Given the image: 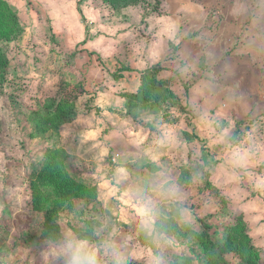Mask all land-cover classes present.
Returning <instances> with one entry per match:
<instances>
[{"label": "rangeland", "instance_id": "374dc122", "mask_svg": "<svg viewBox=\"0 0 264 264\" xmlns=\"http://www.w3.org/2000/svg\"><path fill=\"white\" fill-rule=\"evenodd\" d=\"M5 1L20 31L0 37V264H63L56 252L66 234L114 241L127 262L188 256L205 264L197 240L157 232L156 220L198 231L206 217L222 241L239 214L264 263V0H140L117 9L101 0ZM155 65L177 94L168 116L126 113L122 93L135 92ZM65 97L74 110L58 132L32 119ZM53 148L97 198L62 212L63 236L48 243L28 183Z\"/></svg>", "mask_w": 264, "mask_h": 264}, {"label": "trees", "instance_id": "16d2710c", "mask_svg": "<svg viewBox=\"0 0 264 264\" xmlns=\"http://www.w3.org/2000/svg\"><path fill=\"white\" fill-rule=\"evenodd\" d=\"M117 9L139 3L140 0H101ZM160 0H156V2ZM20 31L16 12L5 0H0V37L15 38ZM7 58L0 51V86L7 70ZM163 67L155 65L143 70L139 75V84L135 92H125L126 113L135 109L159 108L168 116L170 103L177 94L170 86V78L160 74ZM114 77L120 75L114 74ZM72 99V98H71ZM67 97L45 106L44 112L39 109L31 112L32 119L43 128L58 132L68 115L74 110V102ZM66 152L61 148L45 151L40 168L32 173L29 179L31 208L44 214L41 237L48 243L62 238L58 219L64 211L74 210L76 200H95L97 188L79 181L65 166ZM232 225L233 234L228 239L216 241L210 233L211 226L206 217L197 218L199 230L195 231L186 224H178L173 218H161L155 222V230L160 233L180 234L197 240L206 255L205 264H227L226 254L235 255L238 264H264L260 259V249L251 241L247 225L242 215H236ZM149 238V237H146ZM127 264H137L127 262ZM169 264H193L188 256L176 257Z\"/></svg>", "mask_w": 264, "mask_h": 264}, {"label": "clouds", "instance_id": "9594fccd", "mask_svg": "<svg viewBox=\"0 0 264 264\" xmlns=\"http://www.w3.org/2000/svg\"><path fill=\"white\" fill-rule=\"evenodd\" d=\"M101 253L106 258V264H127V257L114 241L93 244L75 234L65 235L56 257L62 259L63 264H101ZM152 264H159L158 258L154 257Z\"/></svg>", "mask_w": 264, "mask_h": 264}]
</instances>
